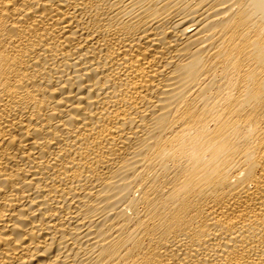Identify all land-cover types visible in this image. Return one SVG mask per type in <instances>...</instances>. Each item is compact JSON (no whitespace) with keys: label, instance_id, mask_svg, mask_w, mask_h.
<instances>
[{"label":"bare ground","instance_id":"1","mask_svg":"<svg viewBox=\"0 0 264 264\" xmlns=\"http://www.w3.org/2000/svg\"><path fill=\"white\" fill-rule=\"evenodd\" d=\"M0 264H264V0H0Z\"/></svg>","mask_w":264,"mask_h":264}]
</instances>
